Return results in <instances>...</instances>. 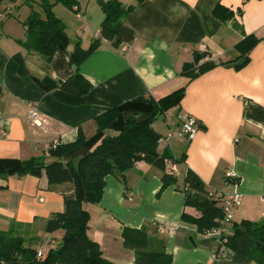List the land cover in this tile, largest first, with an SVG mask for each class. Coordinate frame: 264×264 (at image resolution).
Returning <instances> with one entry per match:
<instances>
[{
  "label": "crops",
  "instance_id": "crops-1",
  "mask_svg": "<svg viewBox=\"0 0 264 264\" xmlns=\"http://www.w3.org/2000/svg\"><path fill=\"white\" fill-rule=\"evenodd\" d=\"M78 1L75 10L54 6L67 25V44L49 63L18 42L26 37L23 22L33 8L24 0L0 5V118L9 128L8 137L0 138V159L50 160L54 142H74L80 130L92 135L95 117L107 109L142 95L160 98L188 83L180 106L153 124L163 136L160 152L167 147L176 158L185 154V161H167L177 183L159 194L162 171L144 160L126 172V181L108 175L101 201L88 205V234L113 264H135L134 251L124 245V226L147 227L154 244L162 241L173 256L171 264H259L199 231L183 215H199L184 203L185 176L191 168L207 191L241 192L234 222L264 219V40L251 50L249 63L235 67V45L247 34L264 38V0H121L135 5L125 17L135 39L122 43L105 35V13L98 0ZM219 4L233 10V16L218 18L214 9ZM21 7L27 8L25 17ZM33 7L45 17L39 0ZM95 39L101 45L79 68L92 88L84 95L64 90L60 82L77 68L69 57L76 42L88 48ZM195 52H206L205 59L217 65L189 81L182 71L194 61ZM34 110L41 125L34 122ZM186 115L194 116L199 126L192 140L179 133ZM104 133L115 135L118 130L111 127ZM229 169L239 174L237 183L226 178ZM72 192V182L49 184L45 174L0 179V229L23 234L35 228L38 232L29 237L61 240L62 231L47 233L45 222L65 210L64 196Z\"/></svg>",
  "mask_w": 264,
  "mask_h": 264
},
{
  "label": "trees",
  "instance_id": "trees-1",
  "mask_svg": "<svg viewBox=\"0 0 264 264\" xmlns=\"http://www.w3.org/2000/svg\"><path fill=\"white\" fill-rule=\"evenodd\" d=\"M4 1L17 0H0V5ZM98 1L105 13L102 22L105 35L116 43L133 41L135 32L125 24V17L135 5H123L121 0ZM35 2L37 0H24L33 9L23 22L26 37L18 42L29 52L39 53L49 63L56 52L67 44V25L56 15L54 6L63 4L75 10L79 8V1L39 0L45 17L34 9ZM214 10V14L223 20L234 14L233 10L221 4ZM262 40L264 38L255 34H247L235 45L239 53L235 60L238 61L235 65L237 69L250 62L251 50ZM100 45V39H95L88 48L82 46L81 40L76 42L69 57L77 68L72 76L60 82L61 88L80 95L92 88L93 83L81 74L79 68ZM206 56V52H195L194 61L184 65L182 74L188 76L189 81L217 65L211 59L206 60ZM187 84L160 98L142 95L107 109L95 117L97 125L92 135L80 130L76 141L51 146L50 160L46 156L0 159V179L10 175L41 177L45 174L49 184H73L72 194L64 196L65 210L52 214L45 222L47 233L62 231L60 245L49 244L45 254L39 257L36 245L32 242L27 244L24 236L13 229H0V264H113L104 256L100 244L88 234L91 219L88 205L101 201L108 175L126 181V172L141 160L162 171L163 185L159 194L169 185L177 183L175 173L167 171V161H185V154L176 158L167 147L160 152L158 146L163 136L153 124L160 115L180 106ZM111 127L118 133L106 135L104 131ZM185 183L184 203L197 209L199 215L191 216L184 212L183 218L197 225L201 232L211 230L223 217L222 207L208 196L202 179L191 168L187 169ZM147 231L145 226H124L121 232L124 245L135 253V264H171L173 256L167 252L164 243L158 241V245L154 244ZM221 241L227 249L264 264V219L234 222L231 231Z\"/></svg>",
  "mask_w": 264,
  "mask_h": 264
},
{
  "label": "built area",
  "instance_id": "built-area-1",
  "mask_svg": "<svg viewBox=\"0 0 264 264\" xmlns=\"http://www.w3.org/2000/svg\"><path fill=\"white\" fill-rule=\"evenodd\" d=\"M1 23V19H0ZM1 34V27H0ZM32 116L34 118V122L38 125L42 124V119L40 118V114L37 110L32 112ZM199 132V126L197 120L192 115H186L182 119L180 135L187 136L190 140L194 139ZM9 135V128L7 120L0 118V138H6ZM58 142H54L52 144L55 147ZM174 171V166L173 169ZM225 176L228 179L234 180L235 183L239 180V174L236 171L229 169L225 172ZM130 198L133 194H129ZM208 196L214 200V202L222 201L221 207L223 210V217L219 219V223L217 226L212 228L211 230L206 231L205 233L209 235H213L217 237L219 240H222V236H225L231 231V228L235 219V211L236 208L241 204L242 194L240 191L235 190L232 192H222L219 190H209ZM50 244V239H46L41 247L38 248V256L42 257L45 254V250L47 246Z\"/></svg>",
  "mask_w": 264,
  "mask_h": 264
},
{
  "label": "rangeland",
  "instance_id": "rangeland-1",
  "mask_svg": "<svg viewBox=\"0 0 264 264\" xmlns=\"http://www.w3.org/2000/svg\"><path fill=\"white\" fill-rule=\"evenodd\" d=\"M23 5H24V3H23ZM27 5V4H26ZM26 10H27V8H22L21 7V14H22V17H25V12H26ZM26 19V18H25ZM160 121H162L161 119H160ZM25 232H22L23 234H20V236L22 235V236H24L27 240H26V243L27 244H30L31 242L34 244V246L36 245H38L37 246V248H39V247H41V245H42V243L46 240V239H48L49 240V238L48 237H43L44 235H34V236H31V237H29V235L31 234V233H35V232H38V230L37 229H35L34 228V230H24ZM17 234H19V233H17ZM60 243H61V240H56L55 241V238H53V239H51V241H50V244L51 245H60Z\"/></svg>",
  "mask_w": 264,
  "mask_h": 264
},
{
  "label": "water",
  "instance_id": "water-1",
  "mask_svg": "<svg viewBox=\"0 0 264 264\" xmlns=\"http://www.w3.org/2000/svg\"><path fill=\"white\" fill-rule=\"evenodd\" d=\"M74 68H76V65H74ZM225 236H222V238H224Z\"/></svg>",
  "mask_w": 264,
  "mask_h": 264
}]
</instances>
